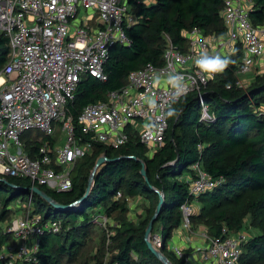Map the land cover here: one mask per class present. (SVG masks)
I'll list each match as a JSON object with an SVG mask.
<instances>
[{"label":"trees","instance_id":"obj_1","mask_svg":"<svg viewBox=\"0 0 264 264\" xmlns=\"http://www.w3.org/2000/svg\"><path fill=\"white\" fill-rule=\"evenodd\" d=\"M252 1L251 21L262 26L264 0ZM224 3L225 0H156L150 5H138L136 12L141 19L127 29L131 45L111 47L105 63L107 80L83 76L67 104L68 113L77 122L86 105L105 100L109 91L126 85L131 71L148 63L164 65L168 37L186 50L187 34L194 27L201 28L207 36L225 35ZM9 53V38L1 34L0 71ZM243 55L244 47L239 42L235 51L225 57L229 64L222 72L200 92L192 91L173 104L164 142L154 152L150 153L149 146L141 141L139 130L128 125L127 143L117 148L95 143L93 151L76 162L71 190L59 192L40 186L53 201L67 208H57L41 195H33L34 213L43 214L44 220H60L61 230L42 235L32 264H165L146 240L160 193L164 203L152 234H161L163 246L159 250L172 264H186V258H178L166 242L182 225L181 207L187 201L200 203L199 210L190 217L192 230L204 226L209 236H221L223 228L229 232L241 230L249 215L251 225L259 232L245 244L241 264H264V115L257 111L264 106V72L258 73L248 87L240 86L237 70ZM200 95L215 114L214 121L201 120ZM40 144L28 143L27 147L35 149ZM101 157L105 161L88 191L92 171ZM196 163L214 177L224 176L225 181L198 197L191 195L185 176H196L192 169ZM6 179H0V252L5 244L17 243L4 228L5 222L12 224L16 213L10 205L25 196L27 201L32 186L29 178ZM118 192L122 193L120 198H116ZM128 197H145L149 201L137 222L128 217ZM96 206V212L103 209L115 223L102 228L94 222V213L88 210ZM191 251L185 250L187 254ZM16 264L26 262L19 259Z\"/></svg>","mask_w":264,"mask_h":264},{"label":"built area","instance_id":"obj_2","mask_svg":"<svg viewBox=\"0 0 264 264\" xmlns=\"http://www.w3.org/2000/svg\"><path fill=\"white\" fill-rule=\"evenodd\" d=\"M247 1L250 7L241 0H225L223 36H207L201 28L194 27L187 34L186 50L174 45L168 37L164 65L148 63L131 71L126 85L109 91L105 100L86 105L76 122L68 113L67 104L74 98L78 83L86 75L101 81L108 79L105 63L109 51L116 44L131 45L127 29L140 21L136 8L145 3L143 0H0V35L5 34L10 45L9 58L0 71V78L3 77L0 178H29L32 182L21 213H15L11 225L4 224L17 243L3 246L0 252L3 264H16L19 259L32 264L33 252L42 235L61 230L60 220H44L43 214L34 213V187L44 186L59 192L71 190L76 162L91 153L95 143L114 148L127 143L126 128L135 122L141 124L137 129L144 144L161 147L173 104L192 91L200 92L220 73L201 70L196 64L198 59L219 56L225 60L241 42L244 55L237 70L238 84L244 88L251 84L244 76L256 59L264 55V25L253 24L250 18L253 1ZM200 100L201 120L214 121L216 116L201 95ZM257 111L264 115V106ZM58 129L61 132L55 138ZM35 131L38 134H33ZM36 142H41L38 148L27 147L28 143L34 146ZM192 169L196 176H189L188 182L190 194L195 197L225 181L224 176H212L200 163ZM121 196L118 192L116 198ZM192 207L188 201L181 207V227L190 232H193L190 217L195 211ZM98 220L107 228L106 216ZM151 237L157 248L163 246L160 233ZM200 237L204 245L191 248L189 254L179 246L171 249L178 258L185 257L186 264H241L244 246L252 238L242 229L229 232L227 228H223L221 236H209L206 231Z\"/></svg>","mask_w":264,"mask_h":264},{"label":"rangeland","instance_id":"obj_3","mask_svg":"<svg viewBox=\"0 0 264 264\" xmlns=\"http://www.w3.org/2000/svg\"><path fill=\"white\" fill-rule=\"evenodd\" d=\"M147 3L151 4L153 2H155V0H146ZM84 10H82L80 13H83ZM254 80V78H250V82L252 83ZM61 130L58 129L57 132L54 134V137L57 138L58 135L60 134ZM33 134H38L37 131L33 132ZM64 143L61 142V144ZM150 148V153L154 152L155 150L158 149V147H155V148H152V147H149ZM25 199H26V196H25ZM25 199H17V200H14L12 203H11V208H13L17 214L21 213L22 211V204L25 202ZM149 204V201L145 198V197H128V217L130 220H133L135 222H137L141 216L145 213V210L147 209V205ZM192 208H194L195 210H199V206H200V203L198 201H194L192 203ZM97 210H99V207L96 206V207H90L89 208V212H91L92 214L94 213V222L98 223L99 226H101L99 224V218L102 217V216H106L105 213H104V210H100V212H96ZM96 212V213H95ZM14 219V217H13ZM13 223V220L12 222ZM115 222L114 220L111 218L108 219V224L109 226L110 225H113ZM10 223L8 222H5V225H9ZM102 227V226H101ZM200 227V226H199ZM199 227L197 228V230H199ZM203 229H202V232H206L207 231V228L204 227V226H201ZM200 227V228H201ZM103 228V227H102ZM243 231L247 232L250 236H254L256 234H258L259 230L252 226L251 223H250V216L248 215L247 218L245 219V222H244V225H243V228H242ZM152 238V237H151ZM152 241V240H151ZM167 248L169 250H171L172 246H175L173 245V240L172 238L168 239L167 242ZM197 245V244H195ZM202 245H204L202 243ZM201 245V246H202Z\"/></svg>","mask_w":264,"mask_h":264},{"label":"crops","instance_id":"obj_4","mask_svg":"<svg viewBox=\"0 0 264 264\" xmlns=\"http://www.w3.org/2000/svg\"><path fill=\"white\" fill-rule=\"evenodd\" d=\"M143 2L146 5H150L149 3L146 2V0H143ZM241 2L244 6L250 7V4L247 0H241ZM153 3H151V4H153ZM262 34H263V38H264V32ZM262 72H264V55L262 57L256 59L255 63L252 65L251 71L249 73H247L244 77H246L247 79L248 78L253 79L258 73H262ZM134 124L137 125V126L134 125L135 128H137V127L141 128V124H139V123L137 124L136 122ZM189 179H190L189 174H187L185 176V180L189 181ZM197 211L198 210H195L194 213ZM202 229L203 228L201 227V228H199V230L190 232V231H187L186 229L182 228L181 226H179L178 228H176L173 231V234L171 237L173 240V245L182 247L184 249L192 248L193 250L198 248V247H201L202 243L204 242L203 238L200 237V233H202ZM195 244H197V245H195Z\"/></svg>","mask_w":264,"mask_h":264},{"label":"water","instance_id":"obj_5","mask_svg":"<svg viewBox=\"0 0 264 264\" xmlns=\"http://www.w3.org/2000/svg\"><path fill=\"white\" fill-rule=\"evenodd\" d=\"M104 161H105L104 157L99 158V160L97 161V163H96V165L92 171V176L90 178L88 191L90 189V185L93 181V177H94L97 169L102 165V163ZM142 174H143V176H146L145 169L142 170ZM0 179L7 180L6 178H0ZM34 191H35V193H37V194L41 195L43 198H45L48 202L53 204L55 207L60 208V209H66L67 208V207H63L62 205L53 201L52 198H50V196H48L40 187H38V186L34 187ZM163 203H164V195H163V193H160L159 203L157 205L155 213H154L153 217L151 218V220L148 224L147 230H146V240H147L149 248L152 249L165 264H172L171 261L151 241L153 225L161 213Z\"/></svg>","mask_w":264,"mask_h":264},{"label":"clouds","instance_id":"obj_6","mask_svg":"<svg viewBox=\"0 0 264 264\" xmlns=\"http://www.w3.org/2000/svg\"><path fill=\"white\" fill-rule=\"evenodd\" d=\"M196 64L201 70L205 72L216 73L222 72L229 63L228 61L221 60L219 56H203L196 61Z\"/></svg>","mask_w":264,"mask_h":264},{"label":"bare ground","instance_id":"obj_7","mask_svg":"<svg viewBox=\"0 0 264 264\" xmlns=\"http://www.w3.org/2000/svg\"><path fill=\"white\" fill-rule=\"evenodd\" d=\"M2 81H3V77L0 78V82H2Z\"/></svg>","mask_w":264,"mask_h":264}]
</instances>
